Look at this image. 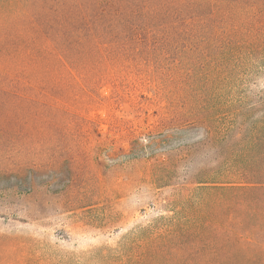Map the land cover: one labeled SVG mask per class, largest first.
<instances>
[{
	"label": "trees",
	"instance_id": "obj_1",
	"mask_svg": "<svg viewBox=\"0 0 264 264\" xmlns=\"http://www.w3.org/2000/svg\"><path fill=\"white\" fill-rule=\"evenodd\" d=\"M262 79L264 0H0V195L39 193L38 210L61 195L122 233L100 186L73 192V173L55 190L41 165L29 173L87 158L93 130L109 157H129L126 184L173 208L61 260L0 232V264H264ZM102 105L126 113L109 126L127 145L89 119Z\"/></svg>",
	"mask_w": 264,
	"mask_h": 264
},
{
	"label": "rangeland",
	"instance_id": "obj_2",
	"mask_svg": "<svg viewBox=\"0 0 264 264\" xmlns=\"http://www.w3.org/2000/svg\"><path fill=\"white\" fill-rule=\"evenodd\" d=\"M258 87L264 88L263 79L258 82ZM257 90L255 86V93ZM104 92L109 93L110 90L106 88ZM119 114L126 115V113L110 109L107 105L96 107L87 113L89 119L100 125L99 130L103 131V140L108 137L117 148L121 144L127 145L123 142V139L127 140L125 133L109 126V123L115 122ZM153 114L151 112L147 115L150 124L156 121ZM90 135L92 139L87 140V143L84 142L82 146L89 154L87 158L75 162L73 158L65 156L54 164L52 160L40 162V164L36 161L29 162V173L31 175L30 167L35 168L41 165L40 168H35L38 170L35 174L36 179L42 183L51 182L55 190L64 188L71 180L73 173L74 176L76 173V179H78L73 192L84 190L85 182L88 183L86 190L91 194L98 192L101 187L105 201H102L104 213L109 215L115 212L121 215L116 224L123 228L122 233H115L110 225L100 226L97 222L98 210H73L75 206L64 210L61 195L51 198L50 205L44 206L42 210H38L37 206L39 193L18 196L13 190L8 199L0 195V232L6 231L30 238L32 248L41 260H61L69 255H82L81 253L94 246L105 243L115 244L120 240L121 234L128 232L134 226L146 224L148 219L154 216L173 215V211H170L173 209L172 206H168L166 210L162 207L164 204L161 205L159 202L156 207L148 204L149 200L145 199L143 194L144 184L139 182L128 185L124 182L125 179L122 178L124 170L121 164L128 162L129 157H109L103 148L107 143L103 141L101 145H98L96 140L100 136L98 137L97 132L93 130ZM99 146L103 149L101 154H99L102 151ZM0 185L2 186L1 182ZM169 192L165 190L161 198H166ZM93 202L96 200L90 203ZM165 205H167L166 202Z\"/></svg>",
	"mask_w": 264,
	"mask_h": 264
}]
</instances>
